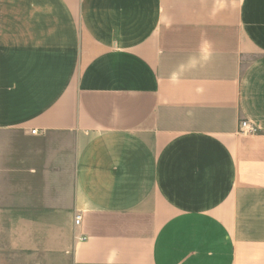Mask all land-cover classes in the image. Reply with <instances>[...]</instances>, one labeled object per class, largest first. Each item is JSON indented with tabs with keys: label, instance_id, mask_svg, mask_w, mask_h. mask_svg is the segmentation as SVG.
<instances>
[{
	"label": "crops",
	"instance_id": "obj_1",
	"mask_svg": "<svg viewBox=\"0 0 264 264\" xmlns=\"http://www.w3.org/2000/svg\"><path fill=\"white\" fill-rule=\"evenodd\" d=\"M0 264H264V0H0Z\"/></svg>",
	"mask_w": 264,
	"mask_h": 264
},
{
	"label": "built area",
	"instance_id": "obj_2",
	"mask_svg": "<svg viewBox=\"0 0 264 264\" xmlns=\"http://www.w3.org/2000/svg\"><path fill=\"white\" fill-rule=\"evenodd\" d=\"M241 132L242 133H254L255 132V128L251 126V124L247 121H243L241 122ZM33 134H36V131L33 132ZM81 222V216L78 215L76 218H75V223L77 225H79Z\"/></svg>",
	"mask_w": 264,
	"mask_h": 264
}]
</instances>
